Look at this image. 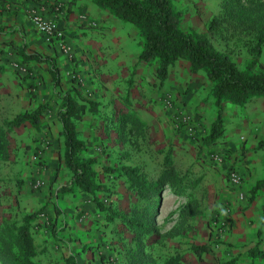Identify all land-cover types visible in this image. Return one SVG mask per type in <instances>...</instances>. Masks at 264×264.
<instances>
[{"label":"rangeland","instance_id":"1","mask_svg":"<svg viewBox=\"0 0 264 264\" xmlns=\"http://www.w3.org/2000/svg\"><path fill=\"white\" fill-rule=\"evenodd\" d=\"M217 1L218 11L213 15L204 12L202 18L193 21L183 7L184 1L173 0L182 19V29L205 34L211 18L220 14L223 0ZM125 24L124 30L118 33L120 37L133 28L131 23ZM208 37L215 46L225 49L217 35L209 34ZM233 42H229V51L243 68L252 57ZM67 58L71 68L64 72L60 69L62 65L54 59L59 68L60 86L55 85L50 71L45 69L48 66L49 70L48 63L41 61L36 68L16 61L12 72L0 79V121L32 110L38 104H50L37 127L26 123L8 134L7 157L0 158V227L5 220L20 223L26 215L36 214L31 221V231L38 264H50V256L53 264H167L170 259L178 264H221L236 257V253H223L227 250L224 235L229 226L230 204L225 203L219 210L211 211H208V205L212 197L216 200L240 189L241 175L231 163L237 145H231V142H242L240 137L249 134L248 127L254 123L244 118L247 115L257 119L258 108L264 109V96L240 106L224 102V134L215 144H207L204 137L215 120L216 106L211 95L212 84L203 71L192 73L188 62L178 60L170 66L167 79L160 84L156 73L153 78L150 76L151 70H156L157 62L147 63L151 79L148 81L146 77L140 83V89H134L130 99L124 97L123 103L122 99H116L120 104L112 109L105 99L94 100L83 90L80 71L71 62L73 55ZM21 67H25L26 72L21 71ZM254 69L264 72V45ZM74 86L79 89L82 97H76L84 106L76 126L79 138L88 146L87 155L97 157L102 165L115 168L121 164L139 166L149 178L155 179L163 170L164 156L170 151L174 168L190 186V193L182 195L175 194L168 186L161 190L154 213L157 232L142 238L140 243V237L125 231L120 220L108 222L106 219L112 214L106 209L110 204L117 212L128 213L136 202L135 194L123 179L102 174L109 192H100L96 196L60 191L69 182L70 172L60 161L63 146L56 113L62 97L68 91L72 94ZM122 95L116 92V97ZM80 98L90 99L95 105L91 107ZM102 103L107 106L104 108ZM28 105L30 107L25 109ZM230 173H236L240 181L233 183ZM67 195L82 196L83 202L90 204V223L103 236L92 233L90 240L83 243L81 238L71 235L60 215L66 211L62 199ZM236 197L248 199L240 190ZM97 203H102L103 209H99ZM94 208L99 210L100 217ZM40 232L47 236L43 247L36 236ZM260 236L257 237L259 245ZM72 248L76 250L72 251Z\"/></svg>","mask_w":264,"mask_h":264},{"label":"trees","instance_id":"2","mask_svg":"<svg viewBox=\"0 0 264 264\" xmlns=\"http://www.w3.org/2000/svg\"><path fill=\"white\" fill-rule=\"evenodd\" d=\"M92 2L113 17L136 27L141 47L138 60L146 63L157 62L155 73L160 84L167 79L170 66L178 60L188 62L192 73L203 71L206 74L212 84L211 95L216 106V117L204 137L205 143L215 144L224 134V102L240 106L253 98L264 96V72L254 69L263 52L264 0H223L220 14L211 18L205 34L188 33L182 29V19L174 8L173 0ZM228 33L230 36L227 37ZM209 34L217 35L220 45H224L225 49L215 46L208 37ZM231 40L235 46L244 49L252 57L243 68L238 66L229 51ZM17 54L21 59L20 65L26 66L31 61L48 63L55 85L60 86L59 68L52 57L45 56L42 59L39 53L28 54L25 47H21ZM76 96L82 97L79 89L74 86L72 94L68 91L62 97L56 113L61 125L60 141L63 146L60 161L70 172L69 182L65 187H61L60 191L68 194L83 192L96 196L100 192H109L108 186L102 180V174H111L114 178L123 179V183L135 194L136 202L128 213H119L110 204L106 209L108 212L112 211V214L107 215L106 219L108 222L120 220L125 231H131L140 237V243L142 238L157 232L154 213L161 190L168 186L175 194L182 195L190 193V186L174 168L170 151L164 156L163 170L155 179L149 178L139 166L121 164L115 168L102 165L97 157L87 155L88 146L79 138L76 126L84 106ZM80 99L91 107L95 105L90 99ZM49 107L48 102L38 104L32 110H25L9 120L0 121L1 159L7 157L8 134L26 123L37 127ZM255 149L264 150V138L258 139ZM260 191H264V178L257 179L249 188L248 203H251ZM96 206L99 209L104 207L102 203H97ZM33 218H36V214L26 215L20 223L5 220L0 227L2 264H38L31 231ZM257 234L259 237L261 231L258 230ZM259 243L258 240L256 246L248 250L252 258L264 257V250L259 248ZM238 258L232 257L221 264H236ZM167 264H178V261L170 259Z\"/></svg>","mask_w":264,"mask_h":264},{"label":"crops","instance_id":"3","mask_svg":"<svg viewBox=\"0 0 264 264\" xmlns=\"http://www.w3.org/2000/svg\"><path fill=\"white\" fill-rule=\"evenodd\" d=\"M183 1V7L189 11L193 21L202 18L204 12L213 15L220 9L217 0ZM59 3L61 7L56 9ZM34 11L42 13L63 31L65 41L72 48L71 55L75 61L71 62L73 65L75 63L80 71L83 90L93 96L94 100L105 99L106 104L114 109L119 103L116 99H122L121 103L126 100L124 97L128 96L130 99L134 89H140L139 85L146 77L149 81L150 76H155L154 69L149 76L148 64L138 60L141 47L136 27L133 26L124 35L118 36V33L124 30L126 22L99 9L92 0H0V79L10 74L16 61H20L17 52L21 47H25L28 54H41L42 59L45 56L52 57L62 65V72L71 68L68 55L61 50L57 40L46 37L36 29L31 18ZM117 43H120L121 48L117 47ZM37 64L39 63L31 61L28 66L31 68ZM45 69L49 71L48 66ZM117 91L121 95L124 94L116 97ZM104 104L102 103V106L105 108L107 105ZM29 107L30 105L25 109ZM119 107L121 108L120 105ZM256 112L257 119L247 115L244 118L251 119L249 123H254L249 124V134L240 137L242 142H231V145H237L231 163H234L233 167L241 175L240 189L237 188L232 194H226L216 200L212 197L208 205V211H211L219 210L225 203L230 204L229 226L224 235L227 250L223 253H236L239 256L236 264H264V259H254L248 253L257 241L258 230L262 231L259 247L264 249V191H260L251 203H248L247 198L239 200L236 197L237 190L249 196L248 189L257 179L264 178V150L255 149L258 139L264 138V109L258 108ZM62 204L66 206V211L63 210L60 215L71 235L78 236L83 243L90 240L89 235L92 233L103 236V233L96 231L95 226L90 223L88 217L91 206L88 202H83L82 196L67 195L62 199ZM94 209L100 217L99 210ZM36 236L43 247L47 239L46 234L40 232ZM69 247L71 248V244ZM73 249L76 250L72 248V251ZM51 258L50 256L49 261L53 264Z\"/></svg>","mask_w":264,"mask_h":264},{"label":"built area","instance_id":"4","mask_svg":"<svg viewBox=\"0 0 264 264\" xmlns=\"http://www.w3.org/2000/svg\"><path fill=\"white\" fill-rule=\"evenodd\" d=\"M60 7V3L56 5V9H59ZM31 18L33 24L40 33L48 38L57 40L64 54L71 56L72 48L65 41L63 31L55 24V22H53L49 18L44 17L42 13H39L37 11L32 12ZM20 69L21 71L26 72L25 67H21ZM231 180L233 183H238L240 181V177L236 173H231Z\"/></svg>","mask_w":264,"mask_h":264}]
</instances>
